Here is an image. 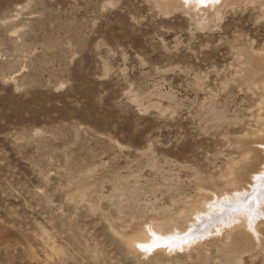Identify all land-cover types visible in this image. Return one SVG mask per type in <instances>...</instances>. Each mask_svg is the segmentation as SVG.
Masks as SVG:
<instances>
[{"label": "rangeland", "instance_id": "374dc122", "mask_svg": "<svg viewBox=\"0 0 264 264\" xmlns=\"http://www.w3.org/2000/svg\"><path fill=\"white\" fill-rule=\"evenodd\" d=\"M263 173L264 0H0V264H264Z\"/></svg>", "mask_w": 264, "mask_h": 264}, {"label": "bare ground", "instance_id": "6f19581e", "mask_svg": "<svg viewBox=\"0 0 264 264\" xmlns=\"http://www.w3.org/2000/svg\"><path fill=\"white\" fill-rule=\"evenodd\" d=\"M191 1L194 4H201V3H205V4L213 3L214 4L215 2L219 0H205V2H201V0H191ZM251 188H252L251 193L239 192L237 188V190L233 192L235 194L234 197L226 196V199L222 201V204H223V206L221 207L222 210L219 212L218 217L217 216L215 217V219L223 220L226 223L225 225L230 227L234 224L236 225V223H240V220L238 219H241V217L243 219L252 218L253 219L252 222L255 223L254 220L256 218L260 217L261 215L264 216L263 215L264 214V173L260 176L258 175L255 181V185ZM201 224H204V223H201ZM140 238L136 237L135 239H132L129 242V245L133 246L134 248L136 245L137 239H140Z\"/></svg>", "mask_w": 264, "mask_h": 264}, {"label": "snow or ice", "instance_id": "6c2138e0", "mask_svg": "<svg viewBox=\"0 0 264 264\" xmlns=\"http://www.w3.org/2000/svg\"><path fill=\"white\" fill-rule=\"evenodd\" d=\"M201 2H205V0H201Z\"/></svg>", "mask_w": 264, "mask_h": 264}]
</instances>
